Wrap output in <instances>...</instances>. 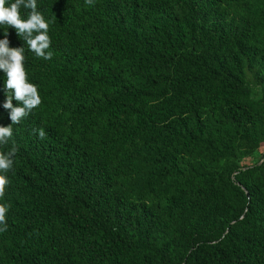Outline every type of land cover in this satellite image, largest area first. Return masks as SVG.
<instances>
[{
    "label": "trees",
    "instance_id": "trees-1",
    "mask_svg": "<svg viewBox=\"0 0 264 264\" xmlns=\"http://www.w3.org/2000/svg\"><path fill=\"white\" fill-rule=\"evenodd\" d=\"M36 2L0 264H264V0Z\"/></svg>",
    "mask_w": 264,
    "mask_h": 264
},
{
    "label": "clouds",
    "instance_id": "clouds-1",
    "mask_svg": "<svg viewBox=\"0 0 264 264\" xmlns=\"http://www.w3.org/2000/svg\"><path fill=\"white\" fill-rule=\"evenodd\" d=\"M89 5L93 0H86ZM21 7L31 9L28 17L22 18L20 14ZM0 25H7L16 30L18 36H23L30 51L37 57L44 60H50L53 53L48 51L51 46V38L48 35L49 23L44 16L37 11L36 0H15L10 6H7V0H0ZM8 33L4 39H0V70L6 74L5 87L12 95H8L3 107L9 112V118L13 124H18L27 117L33 109L41 105L42 99L38 92V87L28 82L27 72L24 66L25 56L24 47H10L7 39ZM15 99L19 105L14 106L12 101ZM11 125L0 126V145H6L12 137L13 130ZM38 132L39 138H45L43 129L34 130ZM18 149L13 146L8 152H0V199L6 192L9 184L6 173L13 167V157ZM10 205L0 204V232L7 231L6 215Z\"/></svg>",
    "mask_w": 264,
    "mask_h": 264
},
{
    "label": "water",
    "instance_id": "water-1",
    "mask_svg": "<svg viewBox=\"0 0 264 264\" xmlns=\"http://www.w3.org/2000/svg\"><path fill=\"white\" fill-rule=\"evenodd\" d=\"M248 195V193H246Z\"/></svg>",
    "mask_w": 264,
    "mask_h": 264
}]
</instances>
